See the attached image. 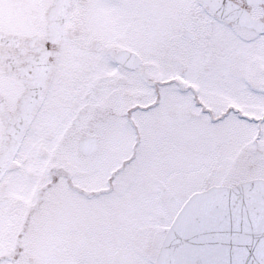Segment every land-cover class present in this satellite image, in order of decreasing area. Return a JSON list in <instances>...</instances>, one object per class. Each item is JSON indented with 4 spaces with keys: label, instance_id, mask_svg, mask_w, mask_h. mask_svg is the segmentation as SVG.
<instances>
[{
    "label": "snow or ice",
    "instance_id": "6c2138e0",
    "mask_svg": "<svg viewBox=\"0 0 264 264\" xmlns=\"http://www.w3.org/2000/svg\"><path fill=\"white\" fill-rule=\"evenodd\" d=\"M0 264H264V0H0Z\"/></svg>",
    "mask_w": 264,
    "mask_h": 264
}]
</instances>
